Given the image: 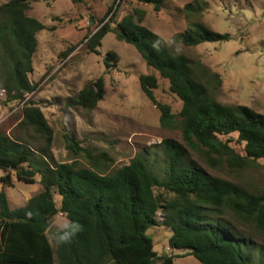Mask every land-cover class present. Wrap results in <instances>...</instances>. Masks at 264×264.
I'll return each mask as SVG.
<instances>
[{
    "label": "trees",
    "instance_id": "16d2710c",
    "mask_svg": "<svg viewBox=\"0 0 264 264\" xmlns=\"http://www.w3.org/2000/svg\"><path fill=\"white\" fill-rule=\"evenodd\" d=\"M87 1L71 0L73 4ZM136 1L156 12L163 4V0ZM30 9L29 0L0 5V83L8 103L23 102L36 89L29 74L34 70L37 34L46 26L27 15ZM110 13L112 8L105 17ZM144 16L135 10L121 21L111 18L104 23L105 18L101 19L98 30L86 38V49L99 54L108 33L134 46L182 102L181 111L174 113L156 97L158 77H139L142 92L160 113L161 127L180 129L183 143L168 138L159 144L166 161L163 177L153 172L149 156L142 153L114 171L90 153H86L88 166L58 164L51 153V126L42 110L26 101L20 126L32 130L44 144L36 151L25 141L0 133V170L8 172L0 177V184L12 187L14 175L34 185L40 175L42 188L17 209L10 207L6 192L0 191V264H175L183 256H159L147 235L150 228L161 226L171 230L168 244L172 250L183 251L201 264H264V250L255 248L224 219L231 213L264 237V190L211 176L191 158L195 154L212 169L232 172L245 171L260 161L264 165V115L248 106L219 103L214 93L222 86V76L203 62L165 47L167 41L142 24ZM157 39L159 51L152 47ZM174 39L184 47H198L228 41L230 35L197 21ZM118 63V54L108 52L107 70L117 69ZM104 95L105 80L99 77L83 87L75 103L94 110ZM234 134L243 145L242 152L223 140ZM66 139L77 152L78 144ZM53 214L69 216L82 225L69 245L56 246L44 231L45 221Z\"/></svg>",
    "mask_w": 264,
    "mask_h": 264
},
{
    "label": "rangeland",
    "instance_id": "374dc122",
    "mask_svg": "<svg viewBox=\"0 0 264 264\" xmlns=\"http://www.w3.org/2000/svg\"><path fill=\"white\" fill-rule=\"evenodd\" d=\"M9 1L0 0V5ZM29 1L31 9L27 15L46 26L37 34L34 70L29 74L36 89L26 94L23 102L8 103L0 83V133L21 139L39 150L43 140L32 130L20 126L24 103H35L53 130L51 153L55 163L75 162L77 166H88L86 153H90L100 158L109 171H114L142 153L149 156L153 172L163 177L166 161L159 144L168 138L183 143L180 129L161 127L160 113L142 92L139 77L143 74L158 77L156 97L169 104L174 113L181 111L182 102L170 92L168 81L145 63L134 46L108 33L99 54L86 49V38L98 30L101 19L105 18L104 23L111 18L121 21L134 15L135 10L145 13L142 22L145 27L165 41H174L170 46L173 51L175 46H180L182 54L203 62L222 76V86L214 93L219 103L248 106L264 115V0H163L159 12L136 0H88L86 4H73L71 0ZM188 5L192 10H186ZM110 8L112 13L106 18ZM197 21L215 32L229 34L230 39L198 47H184L175 41L177 33L185 32L190 23ZM110 51L118 54L119 63L117 69L108 71L105 58ZM99 77L105 80L103 100L94 110L77 105L75 100L83 87ZM66 137L78 144L77 152L70 148ZM223 140L230 141L232 147L242 152L243 145L237 134ZM191 158L211 176L251 190H264L263 161L245 171L232 172L212 169L195 154H191ZM7 174L0 170V177ZM12 177V187L0 184V191L6 192L10 207L17 209L41 190V176H37L34 185ZM55 200L59 204L57 194ZM161 216L159 213V220ZM224 219L250 239L255 248L264 250V237L252 226L231 213ZM147 235L153 239L159 256H183L177 257L175 264H201L195 257L169 247V227H152Z\"/></svg>",
    "mask_w": 264,
    "mask_h": 264
},
{
    "label": "clouds",
    "instance_id": "9594fccd",
    "mask_svg": "<svg viewBox=\"0 0 264 264\" xmlns=\"http://www.w3.org/2000/svg\"><path fill=\"white\" fill-rule=\"evenodd\" d=\"M174 44V41L169 40L165 42V47L171 46ZM152 47L159 51L161 47V41L159 39L152 41ZM174 52L176 55H180L181 47L175 46ZM29 216L32 215V212L27 213ZM82 225L74 219H71L69 216L61 215L57 216L55 214L49 216L44 224V231L48 234L49 239L56 246L69 245L76 235L81 231Z\"/></svg>",
    "mask_w": 264,
    "mask_h": 264
},
{
    "label": "built area",
    "instance_id": "2783aa9c",
    "mask_svg": "<svg viewBox=\"0 0 264 264\" xmlns=\"http://www.w3.org/2000/svg\"><path fill=\"white\" fill-rule=\"evenodd\" d=\"M2 93H5V90H3V92ZM1 95H3V94H1Z\"/></svg>",
    "mask_w": 264,
    "mask_h": 264
}]
</instances>
